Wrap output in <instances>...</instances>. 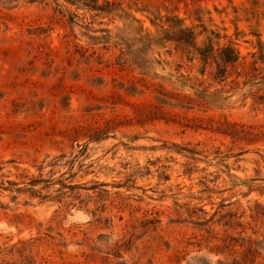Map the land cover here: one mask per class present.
<instances>
[{
	"label": "rangeland",
	"instance_id": "obj_1",
	"mask_svg": "<svg viewBox=\"0 0 264 264\" xmlns=\"http://www.w3.org/2000/svg\"><path fill=\"white\" fill-rule=\"evenodd\" d=\"M108 1L0 0V264H264V0Z\"/></svg>",
	"mask_w": 264,
	"mask_h": 264
},
{
	"label": "trees",
	"instance_id": "obj_2",
	"mask_svg": "<svg viewBox=\"0 0 264 264\" xmlns=\"http://www.w3.org/2000/svg\"><path fill=\"white\" fill-rule=\"evenodd\" d=\"M59 4V3H58ZM91 8H95V9H98V10H103V11H108V12H113L117 9L118 6H122L123 5V2H120L119 4L116 5L115 2H111V1H106V4H99L98 3V0H92L91 3H87L85 4ZM134 20H137L136 17L133 18ZM191 33H193V30L191 29ZM190 45H188L186 47L187 49V52L190 53V49H189ZM231 48L232 52L234 53L233 56H228V58H226L225 60V63L228 65L230 62H236L238 59H239V55H240V52L236 49V48H232V47H229ZM261 58H264V54L262 55ZM254 70H256L255 73L251 74L252 77L256 78L258 77V75L262 74V69H259V68H254ZM248 74V73H247ZM261 78L264 80V76H261Z\"/></svg>",
	"mask_w": 264,
	"mask_h": 264
}]
</instances>
